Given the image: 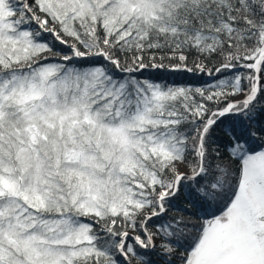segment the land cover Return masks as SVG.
Here are the masks:
<instances>
[{
    "label": "snow or ice",
    "instance_id": "1",
    "mask_svg": "<svg viewBox=\"0 0 264 264\" xmlns=\"http://www.w3.org/2000/svg\"><path fill=\"white\" fill-rule=\"evenodd\" d=\"M0 264H264V0H0Z\"/></svg>",
    "mask_w": 264,
    "mask_h": 264
},
{
    "label": "trees",
    "instance_id": "2",
    "mask_svg": "<svg viewBox=\"0 0 264 264\" xmlns=\"http://www.w3.org/2000/svg\"><path fill=\"white\" fill-rule=\"evenodd\" d=\"M145 75H148V73L146 72ZM158 75L169 81L175 80L178 82H187V83H193V84H202L210 79L207 76L197 77V76L190 75V74H174V73H167V72H161ZM230 123H231V120L226 119L224 121V125H222L221 127L226 129L227 126L230 125ZM217 135L221 141L225 139L220 129H217Z\"/></svg>",
    "mask_w": 264,
    "mask_h": 264
}]
</instances>
